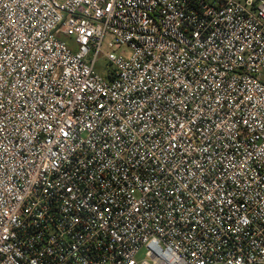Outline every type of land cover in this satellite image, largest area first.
<instances>
[{
    "label": "built area",
    "instance_id": "built-area-1",
    "mask_svg": "<svg viewBox=\"0 0 264 264\" xmlns=\"http://www.w3.org/2000/svg\"><path fill=\"white\" fill-rule=\"evenodd\" d=\"M0 264H264V0H0Z\"/></svg>",
    "mask_w": 264,
    "mask_h": 264
},
{
    "label": "rangeland",
    "instance_id": "rangeland-1",
    "mask_svg": "<svg viewBox=\"0 0 264 264\" xmlns=\"http://www.w3.org/2000/svg\"><path fill=\"white\" fill-rule=\"evenodd\" d=\"M108 65L109 64L107 63V61L101 57L99 59L98 65H97V69L101 74H106ZM142 256H143V254H142Z\"/></svg>",
    "mask_w": 264,
    "mask_h": 264
}]
</instances>
